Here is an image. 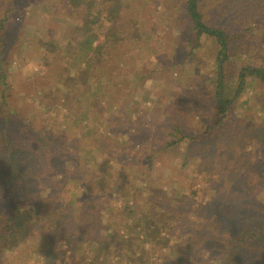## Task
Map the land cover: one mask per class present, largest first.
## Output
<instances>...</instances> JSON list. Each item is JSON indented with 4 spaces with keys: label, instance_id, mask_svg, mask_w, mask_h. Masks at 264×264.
I'll return each instance as SVG.
<instances>
[{
    "label": "trees",
    "instance_id": "trees-1",
    "mask_svg": "<svg viewBox=\"0 0 264 264\" xmlns=\"http://www.w3.org/2000/svg\"><path fill=\"white\" fill-rule=\"evenodd\" d=\"M84 1L83 5H74L73 0H57L56 8L50 7L48 0L36 3L44 12L53 13L55 9L59 13L55 19L67 31L77 32L81 40L75 44L74 54L69 56L72 45L48 39L44 33L39 35L38 44L31 50L42 48L38 57L44 75L32 67L24 68L31 77V84L36 82L34 88L37 89L31 103L39 108L23 113L10 103L5 94L4 36L11 24H15L13 15L24 18L22 10L30 2L0 0V264H8L9 256L25 258L26 251L29 252L37 242L38 245L43 242L40 250H36L41 255L42 264H50L52 256L56 258L60 250L69 246L72 251L70 258L78 264H117L121 255L132 252L137 242L139 246L146 245L145 237L156 241L157 234L164 232L169 235L175 232L179 238L187 237L189 241L194 238L216 254L220 249L221 235L227 234L231 242L230 235L239 230L243 240L232 243L225 253L229 255L239 249L247 252L249 249L244 244L249 241L255 245L252 251L258 252V256L252 259L253 263L264 264V238L257 231L260 226L253 219L244 220L246 215L250 216L249 209L241 200L230 197V188L224 191L218 181L212 180L208 187L210 191L205 188L202 192L193 190L190 195L173 191L166 193L159 188V174L152 179L143 171L138 176L142 185L138 186L127 179L124 171L117 177L111 174L113 166L108 165V160L105 161L106 166L93 167L96 157L85 148H79L78 144H72L84 136L73 138V134L62 129L61 125L64 123L68 130L72 128L68 124L73 123L77 132H84L80 124L89 118L91 108H102L99 102L102 85L97 84L91 74L94 33L100 27L105 29L113 45L121 40L117 34L123 33L113 28L112 21L120 14L119 8L112 5L113 0ZM185 10L193 30L198 35L211 38L216 44V61L219 64L215 77L210 80L216 90L214 109L218 120L197 137H192L179 124L174 126L173 116L167 125L169 127L165 128L172 138L166 149L176 148L187 141L192 145L186 150L187 157L188 153L195 154V143L202 144L203 139L213 137L214 129L228 118L231 101L224 95L230 89L231 76L226 75V63L232 58L235 61L238 57L244 58L236 74L235 96L243 90L247 79L256 78L264 86V59L254 60L241 53L243 40L250 37L264 52V0H186ZM102 12L106 14L101 19ZM67 58L65 66L63 62ZM112 85L116 88L118 83L113 82ZM58 100L61 106L66 107L64 115L59 113ZM36 118L45 123L42 122L41 128L34 126ZM15 121L22 125L19 129L14 127ZM93 121L92 128L85 129V134L92 137L107 125L101 114H96ZM121 121L115 117L111 123H117V129L129 131L131 124ZM164 126H159L158 131H162ZM131 132L120 137L132 138ZM143 132L141 128L134 132L142 136L143 142H149L155 136ZM121 142L123 146L120 150L117 148L120 153L127 147L126 141ZM135 156H121V162L120 157L114 158L113 163H119L121 170L125 167L134 169L131 167L136 166ZM196 157L193 156L192 160ZM102 167L109 171L101 177L94 176L93 172L101 171ZM151 167L148 166L149 169ZM80 184H86V193L79 196L76 188ZM145 195L150 199L149 204L144 202ZM196 195H201L199 200ZM122 230L124 236L118 233ZM48 242L56 244L55 251L47 248ZM87 252L92 256H87ZM139 260L140 255L134 262L139 264ZM233 264L241 262L236 260Z\"/></svg>",
    "mask_w": 264,
    "mask_h": 264
},
{
    "label": "rangeland",
    "instance_id": "rangeland-1",
    "mask_svg": "<svg viewBox=\"0 0 264 264\" xmlns=\"http://www.w3.org/2000/svg\"><path fill=\"white\" fill-rule=\"evenodd\" d=\"M24 1L30 2V5L22 10L24 18L13 15L15 24H11L4 36L3 59L4 73L7 76L5 94L12 105L26 113L39 108L31 103L37 89L34 88L36 82L31 84V77L24 70L32 67L37 73L44 75L38 57L42 54V48L31 50L32 46L38 44L39 35L44 33L48 39L72 45L69 56L76 51L75 44L81 37L77 32L67 31L55 19L59 16L55 9L53 13L44 12L36 4L39 0ZM48 1L50 7L56 8L57 0ZM73 2L74 5H83L85 1ZM185 2L186 0L112 1V5L120 10L119 16L112 22L113 28L123 32L117 34L121 40L113 45L109 33L101 27L96 29L93 40L91 74L97 84L102 85L99 97L102 108H91L89 118L80 124L84 132H77L73 123H66L72 125L68 130L64 123L61 127L73 134V138L81 134L84 136L72 144H78L79 148H85L96 157L93 167L106 166L105 161L108 160V165L113 166L111 174L117 177L124 171L127 179L136 182L138 186L142 185L138 177L142 171L152 179L159 174V188L166 193L173 191L190 195L193 190L202 192L207 189L212 180L218 181L224 191L231 189L230 197L241 200L248 207L250 216L246 215L244 220L256 221L257 226H260L258 235L262 234L261 238H264V86L256 78L247 79L239 95H234L236 74L243 57H238L237 61L232 58L225 65L226 75L231 76L228 83L230 89L224 95L226 100L231 101L230 111L228 118L214 129V136L203 139L202 144L195 143V154L188 153L187 157L186 150L192 146L187 141L181 142L176 148L166 149L167 143L172 139L165 129L169 127L167 125L171 116L176 122L174 126L179 124L192 137L202 135L208 126L218 120L214 109L216 90L210 81L215 77L219 65L216 61L217 46L211 38L198 35L193 30L187 18ZM105 14L106 12L101 13V19ZM242 45L241 53L244 52L245 57L264 59V52L255 39H244ZM63 63L66 66L68 58ZM47 81L51 82L50 79ZM113 82L118 83L116 88L113 87ZM42 83L43 79L40 84ZM58 102L59 113L64 115L66 107L61 106L59 100ZM96 114H101L107 125L92 137L85 134V129H91L95 124L93 118ZM115 117L131 124L129 131H132V138L126 140L120 137L123 133H130L126 128L117 129V123H111ZM42 122L36 118L33 124L36 128H41ZM14 123L17 129L22 126L18 121ZM163 125H166L163 130L158 131L157 128ZM139 128L155 136L149 142H143L142 136L134 133ZM176 137L179 138V134ZM121 141H126L127 147L124 146L126 150H121L120 153L117 148L120 150L123 146ZM67 153L71 152L67 150ZM126 155H136V166L131 167L134 169L125 167L121 170L119 163H113L114 158L120 157L121 162V156L124 158ZM193 156H197L195 160H192ZM150 165L151 169L148 168ZM105 171L108 172L109 169L102 167L101 171L93 174L101 177L106 174ZM86 184H80L76 188L79 196L86 193ZM199 196L201 195H196L195 198L199 200ZM149 201V197L145 195L144 202L149 204ZM118 233L125 235L123 230ZM241 233L239 230L230 235L231 242L228 241L227 234L221 235L220 249L215 254L201 241L197 242L194 238L189 241L187 237L179 238L175 232L170 235L164 232L157 234L156 241L145 237L148 242L146 245L139 246L137 242L131 249L132 252L121 255L117 264H136L134 261L139 255V264H233L236 260L241 264H254L252 259L258 256V252L252 251L255 249L252 242L244 244L249 249L247 252H240L239 249L229 255L225 253L232 243L243 240ZM47 244V248L56 250V244ZM42 245L43 242L40 245L38 242L33 244L31 250L26 251L25 258L9 256L8 264H42L41 255L36 252ZM86 254L92 256L91 252ZM71 255V246L65 247L56 258L52 256L51 263L78 264L76 260H71Z\"/></svg>",
    "mask_w": 264,
    "mask_h": 264
},
{
    "label": "water",
    "instance_id": "water-1",
    "mask_svg": "<svg viewBox=\"0 0 264 264\" xmlns=\"http://www.w3.org/2000/svg\"><path fill=\"white\" fill-rule=\"evenodd\" d=\"M221 85V77H219V86ZM219 90V95H220V97H221V89L219 88L218 89Z\"/></svg>",
    "mask_w": 264,
    "mask_h": 264
}]
</instances>
